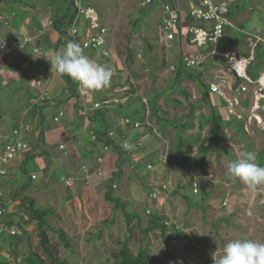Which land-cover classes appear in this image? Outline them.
Wrapping results in <instances>:
<instances>
[{
    "label": "crops",
    "instance_id": "obj_1",
    "mask_svg": "<svg viewBox=\"0 0 264 264\" xmlns=\"http://www.w3.org/2000/svg\"><path fill=\"white\" fill-rule=\"evenodd\" d=\"M71 1L73 0H0V150L5 144L14 141L15 129L31 126L30 131H22V139L28 145L27 151L7 165L6 175L0 177V210L6 215L17 210V204L12 198L23 187L17 183V177L19 173H25L28 165L32 168L29 180L40 177L48 179L34 188L39 190L48 189L51 185L49 180L53 177L52 160L56 166L66 170L62 179L71 178L73 185L90 178L96 179L94 175L102 171L105 177L111 171L112 174L116 151L111 149L103 152L101 144H94L90 140V133L114 130V125L121 124L116 112L123 106L129 111L127 118L133 121L147 120L151 125L139 129L142 130V138L149 137L139 142H155L154 139L166 142L162 132L155 129L170 125L176 129V142H181L186 147L185 143L192 141L191 137L195 136L194 133L190 137L191 131H199L206 123L213 126L214 120L220 122L222 131L223 128H228L237 131L238 135L241 130L239 122L242 125L244 123L245 132L252 120L256 122V127L264 129V100L256 101L255 86L250 83L259 80L264 72V0H213L215 4L228 6L232 26L225 29L224 37L215 44L203 45L190 43L191 30L211 29L210 23L194 21L188 15L190 8L198 5L199 0H153L144 7L137 0H92L94 5L89 4L88 0H82L84 7L96 13L97 23L94 26L85 17H80L76 21V36L68 33L72 14ZM59 3H63V11L60 10L62 6ZM166 5L177 10L179 19L173 40H167L161 30ZM129 18H132V24L126 31ZM140 19V36L133 35L130 30ZM100 27L106 28L104 46L96 51L81 47L84 54L95 63L112 69L111 83L103 90L81 92L77 89L78 83L68 76L57 74L54 68L51 69L47 59L62 50L69 40L81 43L94 35ZM256 41L252 50L251 43ZM123 49L127 51L130 65H133L131 68L120 62L116 63L111 58L116 51ZM137 50L144 54V58L140 54L134 55ZM215 51L233 54L243 69L245 78L236 77L230 71L227 58L215 55ZM185 56L196 57L202 62L197 68H185L182 64ZM141 63L149 66L145 67L147 73L153 72L160 65L163 70L162 73L157 71L160 72L159 75L169 74L171 87L170 90L161 91L162 96L177 91V84L187 80L191 93L182 89L180 96L185 102L190 97L201 100L208 106L209 113L203 115L198 111L201 114L198 125L194 122L197 118L195 109L192 118H188V110L182 123L172 122L166 117L160 118L158 110L153 105L150 108L147 98L137 96L134 84L139 80ZM128 82L129 89H133L136 94L132 90L127 92L125 84ZM210 85H217L219 92H210ZM242 86H246L245 92L241 90ZM42 96H46L45 101L40 100ZM135 96L141 100L142 111L132 103ZM104 99L111 100V106L94 109V104ZM32 100H36V104ZM176 103L182 105L184 102ZM230 104L233 105L232 108ZM191 107L195 106L192 104ZM238 111L247 115L246 121L242 122L241 116L236 114ZM59 113H63V116L55 122L54 118ZM156 119L165 122V126L162 123L157 126ZM187 130L188 134L182 135ZM122 132L125 133L123 130ZM220 140L221 135L218 142ZM60 146L64 148L61 150ZM147 149L150 151H146V154L153 152L155 148L149 144ZM93 152L98 154L93 157ZM142 155L144 156L143 153ZM131 156L134 163L140 158L137 154ZM97 158H102V161L97 162ZM134 170L137 172L138 169ZM32 176L35 178L32 179ZM101 180L96 179L99 184ZM25 195L28 196L27 193Z\"/></svg>",
    "mask_w": 264,
    "mask_h": 264
},
{
    "label": "rangeland",
    "instance_id": "obj_2",
    "mask_svg": "<svg viewBox=\"0 0 264 264\" xmlns=\"http://www.w3.org/2000/svg\"><path fill=\"white\" fill-rule=\"evenodd\" d=\"M88 3L92 5L94 2L88 0ZM59 6H62L60 10L63 11V3H59ZM131 24L132 18H129V23L125 26L126 31L131 28ZM141 27L140 19L130 31L133 35L140 36L138 33ZM137 51H134V55L140 54V50ZM127 55V51L123 49L116 51L111 58L116 63L120 62L131 68L133 65H130L131 61ZM140 55L144 58V54ZM143 64L141 63L142 67L140 66L138 72L139 80L134 84L137 96L147 98L150 108L153 105L158 110L160 118L166 117L172 122L182 123L193 104L197 112L194 122L198 125L200 115L209 113L208 106L201 100L190 97V100H187L189 105L182 99L180 90L184 89L191 93L187 80L177 84V91L162 96L161 91L170 90L171 87L169 74L159 75L163 70L160 65L154 68L155 72L147 73L145 67L149 66ZM129 84V82L125 84L127 92L132 90L133 94H136L133 89H129ZM137 96L132 98V103L142 111L141 100L137 99ZM177 101L185 104L178 105ZM238 112L236 114L241 116L242 122L246 121L247 115ZM116 115L121 119V124L114 125V130H108L106 137L113 142H119L115 145L121 149L123 157L117 161V166L124 171L119 180L113 183L116 186L113 195L126 203L129 212L140 216L143 226H146L147 212L158 213L166 216L168 224L174 225L183 234L182 239L176 238L167 242H164L157 233L149 234L145 238L144 245L159 264H214V255L218 258L224 245L230 240H254L264 243V186L252 191L238 179H230L226 175L227 162L238 158L242 152L253 153L256 157L255 162L264 166V129L256 127L255 121L252 120L246 127V132L243 129L244 123L242 125L239 122L241 125L239 135L237 131L223 128L217 148L209 151L206 158L201 160L197 149L200 142L210 135L212 126L210 123L204 124L199 131L197 129L191 131L190 137L194 133L195 136L191 137L192 141L185 143L186 147H183L176 142V129L170 125L158 130L152 124L156 131L162 132L163 140L166 142L157 139H154L155 142H139L149 137L142 138V130L124 124L125 119H129L126 107L123 106ZM161 123L164 126L166 124L156 119L157 126ZM188 131L182 135H187ZM124 141L133 144L134 148L123 149L121 144ZM138 143L140 146H137ZM149 144L155 149L146 154V151H150L147 149ZM178 147L181 151L179 153ZM96 154L98 152H93V157ZM131 154H137L140 158L134 163ZM148 166L151 168L148 169ZM52 167L53 177L49 180L51 185L45 190L34 189L48 179L40 177L30 181L28 178L32 171L30 165L25 167V173H19L17 177L19 186L28 184L25 192L28 197H33L42 209L49 208L53 211L47 218L49 224L61 229L70 240L69 249H65L58 237L49 231L51 244L68 264H113L119 251L117 244L126 235V226L121 213L113 211L112 204L104 200L105 191L96 181L110 177L112 171L106 177L102 171V175H94L96 179L75 182L68 188L61 181L66 175V170L56 166L53 160ZM135 168L138 169L137 172ZM113 169L115 172L116 169L112 166L111 170ZM195 182L203 186L208 195L206 199H202L200 191L197 194L193 193ZM152 192L157 194L155 199L150 196ZM69 193L71 198L67 199ZM15 211L4 216L15 223L19 222ZM5 217H0V225L2 223L8 225ZM8 228L13 229L11 226ZM25 229L28 232L26 240L18 247L19 264H23V258L29 249L38 254L43 253L38 246L36 226L32 224ZM8 238L7 233L0 238L1 257H8L6 241ZM139 246L137 243L134 249ZM186 246H191V252L186 251Z\"/></svg>",
    "mask_w": 264,
    "mask_h": 264
},
{
    "label": "trees",
    "instance_id": "obj_3",
    "mask_svg": "<svg viewBox=\"0 0 264 264\" xmlns=\"http://www.w3.org/2000/svg\"><path fill=\"white\" fill-rule=\"evenodd\" d=\"M128 51L131 53L130 48H128ZM193 115L194 108L191 107L188 118H192ZM216 121L217 120H214L210 135L200 142L197 149V154L201 160L206 158L209 151L217 148L222 133V126L219 124L220 122ZM96 139V143L94 144L106 145L116 151V161L114 164L116 171L113 172L109 178L101 180V186L105 191L104 200L112 204L113 211L121 213L126 226V235L123 240L117 244L119 246V251L115 255L117 260L113 264H159L156 258L150 254L148 248L144 245L145 238L149 234L157 233L164 242H167L176 238L182 239L183 234L177 230L174 225H166V223H169L168 218L158 213L150 214L147 212L148 218L146 226H143L140 216L134 212H129L126 203L113 195V183L119 180L124 171L117 166V161L122 158V151L115 145L116 142L106 137V133H96ZM177 143L179 145L181 144V142ZM177 152H181L179 151V147L177 148ZM141 184H143V182H141ZM27 188L28 184L20 188L15 193L16 197L13 196L14 198H12L17 204L15 216L19 218V222L15 223L14 220H9L4 216L5 212L0 216L2 218L5 217V222L7 221L8 227L11 226L16 230V234L13 236L9 235V238L6 240L8 242V257L5 258L0 256V264H19L18 247L26 240L28 232L25 228L32 224L36 226L38 246L43 253L38 254L36 251L29 249L23 258V264H68L59 256L58 250L51 244L48 232L54 233L65 249H69V238L61 229L55 228L49 224L47 218L53 214V211L49 208L42 209L33 198L26 196L25 192ZM198 189L201 192L202 199H206L208 195L204 191L203 186H200L199 183ZM70 198L71 195L69 193L67 199ZM5 234L4 231H1L0 238ZM137 243L140 244V246L135 250L134 247ZM185 249L191 252L190 249L192 248L191 246H186Z\"/></svg>",
    "mask_w": 264,
    "mask_h": 264
},
{
    "label": "built area",
    "instance_id": "obj_4",
    "mask_svg": "<svg viewBox=\"0 0 264 264\" xmlns=\"http://www.w3.org/2000/svg\"><path fill=\"white\" fill-rule=\"evenodd\" d=\"M140 6H147L149 5L153 0H137ZM72 14H71V20H70V27L68 30V33L70 36H76L77 28H76V21L80 17H85L88 19L94 26L97 23V15L96 13L91 10L90 8H86L82 5V0H73L70 4ZM165 16H163L161 20V30L165 35V38L167 40H173L176 35V28L179 22V19L177 17V10H174L170 5H166L164 7ZM189 17L198 22H205L211 24L210 31H204L200 29H193L191 30L192 36L190 38L191 44L196 45H203L206 43L215 44L219 40H221L224 37L225 29L227 27L232 26V23L228 17L229 15V9L226 4H215L213 0H199V4L195 5L190 8L188 12ZM2 20V18H0ZM106 34V28L100 27L98 28L97 32L94 35H91L88 39L82 41L80 43L81 46L84 48L91 49L93 51L100 50L104 46V36ZM28 41V40H26ZM256 42L251 43L252 50L256 46ZM215 55L219 57L227 58L229 61V67L230 71L236 75L238 78H245L244 71L239 66L238 60L235 59V56L233 54H223L219 52H214ZM104 56H107L106 52H103ZM201 60L196 57L191 56H185L182 58V64L185 68H197L201 64ZM1 74V71H0ZM248 80V79H247ZM250 80H248L249 82ZM251 84H254V94L257 102H261L264 100V72L262 76L257 80L256 82H250ZM40 84V82H38ZM77 89L81 92H88L92 93L95 91H86L82 89L79 85L77 86ZM241 90L245 92L247 90L246 86H242ZM210 92L212 93H218L219 88L217 85H210ZM41 101L46 100V96H42L40 98ZM33 104H36V100H32ZM112 101L109 99L101 100L100 102H97L94 104V109H104L111 106ZM231 105V104H230ZM231 108L233 105L230 106ZM258 107V106H257ZM232 110V109H230ZM63 116V113H59L58 116L54 118L55 122H58L60 118ZM125 125H130L134 129H140L143 126L151 127L150 123L147 120L144 121H133L131 119H125L124 121ZM31 126H24L20 129H15L13 131L14 141L11 143H7L3 146V148L0 150V177H3L6 175V169L5 167L16 160V158L27 151L28 145L25 143L22 139V131H30ZM90 140L94 143H96V134L94 132L90 133ZM122 145V144H121ZM137 146H140V143H138ZM64 147L60 146V149L62 150ZM103 152H109L110 147L109 146H102ZM102 158H97V162H101ZM148 169L151 168V166L147 167ZM83 171H85L83 169ZM98 175H101L98 173ZM35 176H32V179H34ZM65 186L68 188H71L73 186V180L71 178H64L62 179ZM116 186L113 185V188ZM165 189V187L163 186ZM199 191L198 189V183H193V193L197 194ZM151 198L155 199L157 194L156 192H152L150 194ZM224 205L226 203L224 202ZM3 215V211L0 210V216ZM166 225H169L166 223ZM4 231L8 235H15L16 230L15 229H9L6 224L2 223L0 225V232Z\"/></svg>",
    "mask_w": 264,
    "mask_h": 264
},
{
    "label": "clouds",
    "instance_id": "obj_5",
    "mask_svg": "<svg viewBox=\"0 0 264 264\" xmlns=\"http://www.w3.org/2000/svg\"><path fill=\"white\" fill-rule=\"evenodd\" d=\"M47 60L57 74L68 76L86 91H99L110 86L112 69L87 57L80 43L75 40H69L62 50ZM121 146L125 150L134 148L128 141H124ZM255 161L253 153L242 152L238 158L227 162L226 175L230 179H238L250 190L256 191L264 186V166ZM214 264H264V243L254 240H230L224 245L218 258L214 255Z\"/></svg>",
    "mask_w": 264,
    "mask_h": 264
}]
</instances>
